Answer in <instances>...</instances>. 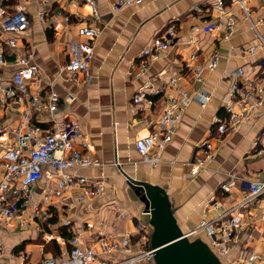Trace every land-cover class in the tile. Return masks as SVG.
I'll return each instance as SVG.
<instances>
[{
    "label": "crops",
    "instance_id": "obj_1",
    "mask_svg": "<svg viewBox=\"0 0 264 264\" xmlns=\"http://www.w3.org/2000/svg\"><path fill=\"white\" fill-rule=\"evenodd\" d=\"M119 1L94 0L98 19L87 0H59L44 7L39 5V0L6 2L10 9L26 4L32 22V28L21 38L15 51L33 54V60L41 70V79L47 80L38 81L42 93L55 92L61 99L56 120L78 121L88 140L89 152L101 163V167L70 170L69 173L102 181L106 191L102 196L84 201H79L77 194H73L63 208L53 210L58 224L51 225L49 230L43 225L38 232L3 235L0 264H39L44 257L54 256L53 251L46 250L54 241L62 254L69 249L68 238L81 233L87 223L95 226L92 230L85 228L83 237L88 244L95 242L97 230L104 228L107 233L132 235L128 252L118 258L142 250L137 226L146 227L149 235L152 227L148 222V209L140 198L141 184L149 183L165 189L178 228L183 234H191L203 220L218 215L207 209L211 198L229 205L242 198L244 182L264 181V156L256 155L252 149L256 138L264 132V109L254 114L237 132L224 137L215 161L207 169L196 177L190 174L189 164L197 144L207 138L213 129V120L224 115L223 103L237 80L236 72L241 68L252 69L249 79L258 78L260 73L258 63L264 57V50L256 55L243 53L246 48L256 47L258 38L242 7L231 0H144L142 5L134 4L115 11L114 6ZM243 1L251 22L264 38V0ZM220 3L226 13L237 20L235 34L229 39H224L223 34L199 31L206 22L220 17ZM41 12L47 13L45 20L40 19ZM53 17L60 27L54 26ZM66 17L71 26H62ZM82 25L96 28L101 35L95 47L90 81L81 76L79 82H72L63 68L70 62V47H77L82 42L78 36V28ZM171 26L175 27V38L169 50L152 62L144 74L131 75L139 54ZM195 35L199 43L188 44ZM193 53L198 54L199 64L209 62L214 54L219 56L218 68L205 71L202 82L195 81L190 70L182 66ZM8 59H15L14 51ZM13 70H2L9 82ZM171 77L181 78L180 91H187L193 98L202 92L210 99L206 106L197 101L191 103L177 135L162 152L161 163L153 167L137 152L136 142L152 132L169 93L154 97L155 104L150 110L142 104L135 105L133 98L149 82L155 88H165ZM35 85L31 87L33 93L37 91ZM21 109L13 104L1 105L0 130L17 127ZM50 121L49 115L35 114L33 119V123L42 128L51 126ZM262 145L264 148V139ZM77 149L81 150L80 144ZM45 171L56 173L50 168ZM231 174L237 175L239 181L226 195L220 188ZM46 185V179L37 184L36 201L43 198ZM243 213L248 228L237 233L229 243L231 252L224 264H230L236 257L246 256L255 249L263 251L264 199ZM60 237L62 242L56 239ZM197 237L204 239L207 236ZM147 246L150 247V243Z\"/></svg>",
    "mask_w": 264,
    "mask_h": 264
},
{
    "label": "built area",
    "instance_id": "obj_2",
    "mask_svg": "<svg viewBox=\"0 0 264 264\" xmlns=\"http://www.w3.org/2000/svg\"><path fill=\"white\" fill-rule=\"evenodd\" d=\"M7 1L0 0V106L13 104L22 109L20 124L17 127L0 130V256L3 235L21 231L38 232L54 216L53 210L63 208L73 194H77L79 201H84L102 196L106 191L102 181H92L84 175L69 173L70 170L82 171L101 167V163L89 152L88 140L78 121L56 120L61 99L55 92L42 93L39 83L41 80L44 82L47 80L41 79V70L34 62L33 54L15 51L21 38L32 28V22L26 4H19L10 9ZM39 1V5L44 7L59 0ZM231 2L242 7L258 38V45L244 49L243 53L256 55L258 51L264 50V38L258 32L257 26L251 22L245 2L243 0ZM87 3L92 6L94 17L98 19V8L94 0H87ZM143 3L144 0H120L114 6V10L119 11L125 6ZM223 8L220 3L218 6L220 17L206 22L201 30L196 29L195 32L199 30L204 34H223L224 39L233 37L237 20ZM46 17V12L40 13L41 20H45ZM64 20L62 26H71L68 17ZM51 21L56 28L61 26L55 17ZM100 35L99 30L89 25L78 28V36L82 42L77 47H70L71 59L63 68L70 81L79 82L81 76L90 81L91 64L95 58V47ZM174 38L175 27L171 26L139 54L131 75L144 74L152 62L169 50ZM198 43L196 35L195 39L188 42L194 45ZM13 51L15 59L9 60L8 56ZM198 60L197 53L190 54L182 66L183 69L190 70L195 81L202 82L205 71H214L218 68L219 56L214 54L212 59L204 64H199ZM258 65L260 73L255 79L248 78L252 69L241 68L236 72L237 80L232 84L223 103L224 115L213 120V129L207 138L197 144L195 155L189 164L191 176H198L215 161L225 136L237 132L254 114L264 109V57ZM8 68H14L10 82L6 80L2 71ZM180 79L171 77L165 88H155L149 82L140 88L133 98L135 105L142 104L145 109L150 110L155 104L154 97L169 93L152 132L136 142L137 152L153 167L161 163L162 152L177 135L180 123L191 103L197 101L206 106L210 99L209 95L202 92L193 98L194 96L187 91H180ZM34 84L37 89L35 93L31 91ZM35 114L49 115L51 126L42 128L35 125L33 123ZM263 139L264 132L252 145L258 156H264ZM77 144H80L81 150L77 149ZM45 168L53 169L56 173H48ZM43 179L47 180L43 198L36 201V187ZM238 181V176L231 174L220 189L229 195ZM242 191V198L229 205L211 198L207 209L218 215L203 220L199 228L191 233L194 237L205 232L211 249L223 261L231 252L229 243L235 235L245 232L248 228L243 212L264 199V181L244 182ZM94 227L93 224L87 223L81 233L70 239L68 243L70 249L64 250L60 257H44L39 264H154L156 250L147 246L150 243V235L146 227L137 226L142 250L126 258L118 257L123 252H128L132 244L130 233H107L104 228H99L96 232L97 240L88 244L83 237L85 228L92 230ZM51 238L52 235L49 236V239ZM56 239L59 242L63 240L61 237ZM230 264H264V248L261 252L255 249L246 256H238Z\"/></svg>",
    "mask_w": 264,
    "mask_h": 264
},
{
    "label": "water",
    "instance_id": "obj_3",
    "mask_svg": "<svg viewBox=\"0 0 264 264\" xmlns=\"http://www.w3.org/2000/svg\"><path fill=\"white\" fill-rule=\"evenodd\" d=\"M141 187L152 227L150 247L156 250L154 264H223L207 243L180 231L165 189L149 183Z\"/></svg>",
    "mask_w": 264,
    "mask_h": 264
},
{
    "label": "trees",
    "instance_id": "obj_4",
    "mask_svg": "<svg viewBox=\"0 0 264 264\" xmlns=\"http://www.w3.org/2000/svg\"><path fill=\"white\" fill-rule=\"evenodd\" d=\"M58 224V220L56 219V214H54V216L50 219V220H48L45 224H44V226H45V228L46 229H50V226L52 225V226H55V225H57ZM61 232L63 233V235H65V233L63 232V230L61 229ZM71 237V236H70ZM72 238V237H71ZM71 238H68V240L69 239H71ZM70 241V240H69ZM68 241V242H69ZM69 249H70V247H69ZM46 250L47 251H53L55 254H54V256L55 257H60L61 256V253H60V249H59V247H58V245L56 244V242L54 241V242H52L51 244H49L47 247H46Z\"/></svg>",
    "mask_w": 264,
    "mask_h": 264
},
{
    "label": "rangeland",
    "instance_id": "obj_5",
    "mask_svg": "<svg viewBox=\"0 0 264 264\" xmlns=\"http://www.w3.org/2000/svg\"><path fill=\"white\" fill-rule=\"evenodd\" d=\"M204 234H206L205 232H201V233H199V234H197V235H195V237H193V238H191V239H197V238H200V240L201 241H204L205 243H207L209 246H210V241H209V238H207V237H205L204 239L203 238H201V237H197V236H203ZM222 262H223V264H224V261H223V259L221 260Z\"/></svg>",
    "mask_w": 264,
    "mask_h": 264
}]
</instances>
